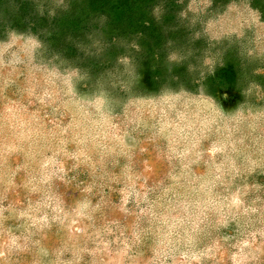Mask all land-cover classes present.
Masks as SVG:
<instances>
[{"label":"rangeland","instance_id":"1","mask_svg":"<svg viewBox=\"0 0 264 264\" xmlns=\"http://www.w3.org/2000/svg\"><path fill=\"white\" fill-rule=\"evenodd\" d=\"M0 264H264V0H0Z\"/></svg>","mask_w":264,"mask_h":264}]
</instances>
